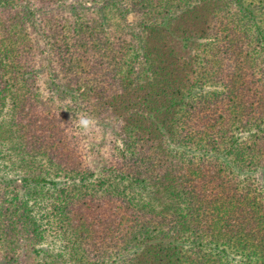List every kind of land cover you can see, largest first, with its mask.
Segmentation results:
<instances>
[{
    "label": "trees",
    "instance_id": "obj_1",
    "mask_svg": "<svg viewBox=\"0 0 264 264\" xmlns=\"http://www.w3.org/2000/svg\"><path fill=\"white\" fill-rule=\"evenodd\" d=\"M0 139V264H264V0H0Z\"/></svg>",
    "mask_w": 264,
    "mask_h": 264
},
{
    "label": "rangeland",
    "instance_id": "obj_2",
    "mask_svg": "<svg viewBox=\"0 0 264 264\" xmlns=\"http://www.w3.org/2000/svg\"><path fill=\"white\" fill-rule=\"evenodd\" d=\"M8 114H6V112L3 113L2 116V120H1V124H7L8 121ZM4 120V122H3ZM89 134V133H87ZM90 135V134H89ZM92 140L90 139H84V141L82 142L83 145L85 146L88 142L90 143H94V146L97 150H100V152L102 153V155H104L106 152L108 151L109 147L111 146L109 144L110 138L107 135H103L102 132L100 131V129L98 127H95V133H92ZM111 150V147H110ZM10 151L8 144L4 143L3 139H0V155L2 157V159L0 158V169L5 172L7 174V172H9L7 174L8 178H18L16 176H14V169L16 167V165L19 164L18 159L15 157V155ZM81 161L83 163V167H80V169H85L88 168L90 169V163H88L82 156L80 157ZM85 158H87V156H85ZM22 167V166H21ZM20 168V167H19ZM10 171H12V173H10ZM18 171V170H17ZM17 174V173H16ZM60 179H63L62 177H60ZM64 182V180H63ZM61 187L63 186L62 183L60 185ZM160 205H162V207L168 205V204H172V201L166 197H164V195H162L161 201L159 203ZM51 208V202L50 201H45L43 202L41 199H39L38 201L34 202V213L38 214L37 216L39 218H42L44 225L49 229V234H48V240L50 242L51 238L53 240H56V246H60L65 247V240L61 237H56L53 238V231H55L54 228V224L52 225V220L53 219H48V212H46L48 209ZM47 222V224H46ZM231 259V258H230ZM230 261V260H228ZM1 263V262H0ZM231 263H233L231 261Z\"/></svg>",
    "mask_w": 264,
    "mask_h": 264
},
{
    "label": "clouds",
    "instance_id": "obj_3",
    "mask_svg": "<svg viewBox=\"0 0 264 264\" xmlns=\"http://www.w3.org/2000/svg\"><path fill=\"white\" fill-rule=\"evenodd\" d=\"M95 121L88 116H82L79 120V126L83 131H88L94 125Z\"/></svg>",
    "mask_w": 264,
    "mask_h": 264
}]
</instances>
